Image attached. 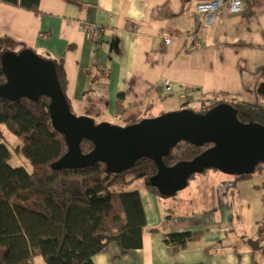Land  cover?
I'll return each mask as SVG.
<instances>
[{
  "label": "crops",
  "instance_id": "0c3cea01",
  "mask_svg": "<svg viewBox=\"0 0 264 264\" xmlns=\"http://www.w3.org/2000/svg\"><path fill=\"white\" fill-rule=\"evenodd\" d=\"M205 1L40 0L39 14L0 1V40L62 60L74 113L99 122L124 126L222 92L253 103L264 70V0H243L240 14L223 7L211 24L197 11ZM85 23L103 28L97 39ZM219 172L194 178L178 199L139 184L148 227L157 230L143 234L139 249L109 244L94 264H264V169L241 180ZM185 231L202 236L178 251L167 244V234Z\"/></svg>",
  "mask_w": 264,
  "mask_h": 264
},
{
  "label": "trees",
  "instance_id": "16d2710c",
  "mask_svg": "<svg viewBox=\"0 0 264 264\" xmlns=\"http://www.w3.org/2000/svg\"><path fill=\"white\" fill-rule=\"evenodd\" d=\"M0 1L41 13L40 0ZM6 50L5 41L0 40V85L7 81L1 60ZM48 59L55 63L60 85L74 112L63 61ZM124 101L125 94L120 93L119 114L125 110ZM224 102L238 109L240 121L264 125V70L255 87V102L222 92L202 99L198 110L188 108L205 113ZM49 104L47 96L36 102L28 98L17 101L0 98V125L19 138L20 151L31 164V170L10 164L12 153L2 141L0 127V264H26L36 257H42L45 264H94V257L113 242L126 250L141 248L143 234L157 229L148 227L140 190H124V187L141 180L151 193L166 197L150 183L158 171L157 165L142 158L121 173L109 172L103 162L76 169L54 168L53 163L68 151V145L52 124ZM141 119L144 118L134 122ZM212 145L180 141L164 161L172 166L192 160ZM81 148L88 153L94 145L84 139ZM263 169L264 163H260L255 172ZM254 173L235 175V178L247 179ZM201 236L196 231L173 232L167 234V244L178 251Z\"/></svg>",
  "mask_w": 264,
  "mask_h": 264
},
{
  "label": "water",
  "instance_id": "95a60500",
  "mask_svg": "<svg viewBox=\"0 0 264 264\" xmlns=\"http://www.w3.org/2000/svg\"><path fill=\"white\" fill-rule=\"evenodd\" d=\"M1 60L7 81L0 85V98L50 99L52 124L68 145V151L53 163L54 168L76 169L103 162L109 172L121 173L148 158L158 168L150 183L170 197L185 189L193 175L209 169L235 176L252 174L264 163V125L240 121L238 109L230 103H220L205 113L190 108L169 111L124 126L97 122L71 110L53 60L31 48L8 49ZM84 139L94 145L88 153L81 148ZM180 141L213 145L192 160L166 165L165 157Z\"/></svg>",
  "mask_w": 264,
  "mask_h": 264
},
{
  "label": "built area",
  "instance_id": "2783aa9c",
  "mask_svg": "<svg viewBox=\"0 0 264 264\" xmlns=\"http://www.w3.org/2000/svg\"><path fill=\"white\" fill-rule=\"evenodd\" d=\"M226 7L229 12L233 14H240L244 11L243 0H209L201 2L197 5V11L205 15V22L211 24L216 13ZM83 30L91 39H97L103 31V28L99 25L92 23H85ZM165 42L169 44L171 42L170 37L165 38ZM201 44L194 43V46H199ZM163 89L167 92L172 91L173 85L171 81L166 80L163 83Z\"/></svg>",
  "mask_w": 264,
  "mask_h": 264
},
{
  "label": "rangeland",
  "instance_id": "374dc122",
  "mask_svg": "<svg viewBox=\"0 0 264 264\" xmlns=\"http://www.w3.org/2000/svg\"><path fill=\"white\" fill-rule=\"evenodd\" d=\"M166 97H164V99ZM185 106L182 105L181 109L188 108V107L194 108L196 110L200 109V104L193 103L192 101H189V100L185 103ZM162 111H164V110H162L160 108H156L154 114H156V116H159V115L163 114V113H161ZM159 113H161V114H159ZM111 122H112V124H116V122H118V121H111ZM118 123H121V122H118ZM0 127L3 130L2 141L5 142L8 145V147H9L11 153H12V157L10 159V164L12 166H23V167L27 168L28 170H31V164H30L29 160L20 151V149H21V141L19 140V138H17L16 135H14L9 130H7L4 125H0ZM208 171H217V170L209 169ZM217 172H219V171H217ZM204 173L205 172L200 173V174H196L194 178L197 179L200 175H203ZM193 179H191V181H190L191 184H192ZM141 183H142L141 180H136L132 185H128V186L124 187V190H130L132 188H138L139 184L141 186ZM71 186L74 187L73 184H71ZM189 188L190 187L187 186L185 189L181 190L180 192H178L174 196L164 197V198H171L172 197V198L178 199V197L180 196V193L182 191H184L186 193Z\"/></svg>",
  "mask_w": 264,
  "mask_h": 264
}]
</instances>
